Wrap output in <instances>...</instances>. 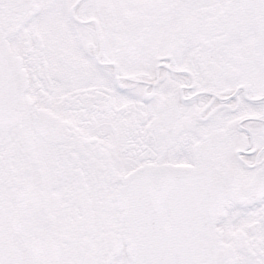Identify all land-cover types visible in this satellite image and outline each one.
<instances>
[{"label": "snow or ice", "instance_id": "snow-or-ice-1", "mask_svg": "<svg viewBox=\"0 0 264 264\" xmlns=\"http://www.w3.org/2000/svg\"><path fill=\"white\" fill-rule=\"evenodd\" d=\"M0 264H264V0H0Z\"/></svg>", "mask_w": 264, "mask_h": 264}]
</instances>
